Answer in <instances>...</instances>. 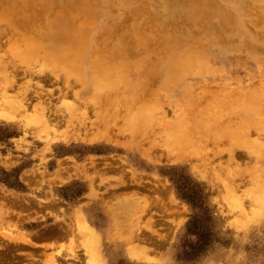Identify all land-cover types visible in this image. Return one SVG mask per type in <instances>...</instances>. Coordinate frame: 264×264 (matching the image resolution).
I'll use <instances>...</instances> for the list:
<instances>
[{
  "label": "rangeland",
  "instance_id": "rangeland-1",
  "mask_svg": "<svg viewBox=\"0 0 264 264\" xmlns=\"http://www.w3.org/2000/svg\"><path fill=\"white\" fill-rule=\"evenodd\" d=\"M0 6V260L264 264V0Z\"/></svg>",
  "mask_w": 264,
  "mask_h": 264
},
{
  "label": "bare ground",
  "instance_id": "bare-ground-1",
  "mask_svg": "<svg viewBox=\"0 0 264 264\" xmlns=\"http://www.w3.org/2000/svg\"><path fill=\"white\" fill-rule=\"evenodd\" d=\"M1 7V6H0ZM1 11H2V9H0ZM0 11V12H1ZM6 12V11H5ZM18 12H20V11H18ZM32 13V12H31ZM8 14V13H7ZM7 16V15H6ZM13 16V15H12ZM29 17H31V16H29ZM9 18V17H8ZM35 18H37V17H35ZM25 19V18H24ZM7 22V21H6ZM12 19L9 21V25H13L12 23ZM21 23H23V22H21ZM30 23V22H29ZM34 23V22H33ZM37 23V22H36ZM41 23V22H40ZM8 24V23H7ZM33 25H35V23L33 24ZM32 25V26H33ZM31 26V27H32ZM36 26V25H35ZM41 28V27H40ZM28 30V29H27ZM34 32V31H33ZM13 33V32H12ZM33 35V34H32ZM28 38V39H27ZM26 39H27V41L28 40H32V41H36L37 42V44H38V40L39 39H37V38H34V37H27ZM51 38V37H50ZM49 38V39H50ZM20 41V40H19ZM52 41V40H51ZM43 42V41H42ZM30 43V42H29ZM33 43H35V42H33ZM46 43V42H45ZM45 43H44V45H45ZM47 44H49L48 42L46 43V45ZM53 44V43H52ZM57 44V43H56ZM57 45H59V44H57ZM55 44H53V50L55 49V48H58V46H56ZM50 47H52V46H50ZM29 49V48H28ZM27 49V50H28ZM26 50V51H27ZM30 51H32V50H30ZM39 51V50H38ZM38 51L36 52V54L38 53ZM59 51V50H58ZM32 52H34V50L32 51ZM41 52V51H40ZM54 52V54H55V51H53ZM65 53H56L57 55H60V56H57L56 54L54 55V57H59L60 59H62L65 63H66V66L67 67H71V66H73L74 64H75V59L73 58L74 56H72L70 53H69V51H64ZM35 53V52H34ZM42 53V52H41ZM30 56L32 55L31 53L29 54ZM42 55V54H41ZM75 56H77V54H74ZM43 56V55H42ZM32 57V56H31ZM49 57V56H48ZM51 57V56H50ZM24 58V57H23ZM71 58H73V62H72V64H70L71 63ZM25 59V58H24ZM37 62V61H36ZM43 62V61H42ZM63 62V64H65ZM48 62H46V64H47ZM51 64V65H50ZM50 66H53V64L50 62ZM48 65V66H49ZM49 66V67H50ZM72 68H74V66L72 67ZM71 72V70L69 71V73ZM72 73V72H71ZM9 78V77H8ZM6 79V78H5ZM109 83V82H108ZM97 85H99L98 83H96ZM111 85V84H110ZM110 85L108 86V87H110ZM5 87V86H4ZM10 87H11V84H10ZM6 88V87H5ZM6 95V94H5ZM28 104V103H27ZM12 105V104H11ZM26 107V106H25ZM31 108V107H30ZM36 108V107H35ZM38 110V109H37ZM260 149L259 148H257V147H255V150H253V154H257V157H261V159H262V155H258L260 152ZM264 156V155H263ZM263 195V194H262ZM261 197V196H260ZM264 197V196H263ZM260 199V198H259ZM116 207V206H115ZM120 207V206H119ZM79 225V224H78ZM126 225V224H125ZM15 233V232H14ZM25 234V233H24ZM59 234L60 235H63V234H61V232H59ZM86 234H88V233H86ZM8 235V234H7ZM21 235V234H20ZM38 235V234H37ZM6 236V235H5ZM4 236V237H5ZM26 236H28V235H26ZM26 236H23V234L21 235V236H19V235H13V237H12V239L11 238H9V239H11L10 240V243L12 244V243H14V244H21V245H25V246H33V245H31V243L26 239L27 237ZM31 236H33V235H31ZM35 236V235H34ZM41 236V234H39L38 236H37V238H39ZM36 237V236H35ZM7 238H8V236H7ZM53 238V237H52ZM57 238V237H56ZM90 238H92V240L95 242L96 240H97V234H96V232H94V234H93V237H90ZM91 240V241H92ZM91 241H90V243H91ZM92 241V242H93ZM8 242V241H7ZM13 245V244H12ZM96 246V245H95ZM94 246V247H95ZM18 247V246H17ZM93 247V248H94ZM4 248V247H3ZM46 248V247H45ZM3 250V249H2ZM42 250V249H41ZM44 250V249H43ZM46 250V249H45ZM137 250V249H136ZM19 253V252H18ZM24 254V253H23ZM55 254H57V253H55ZM17 255H19V254H17ZM35 255V254H34ZM29 256H32V255H29ZM49 256V257H48ZM12 257V256H11ZM26 257V256H25ZM44 258H45V255L43 256ZM47 260L46 261H44L45 262V264H61V263H59V261H58V258H60V256L59 255H47ZM11 259V258H10ZM25 260H27L28 259V257H27V259L26 258H24ZM23 259V260H24ZM31 259V258H30ZM86 259V258H85ZM40 260V259H39ZM45 260V259H44ZM13 261V260H12ZM35 261V260H34ZM34 261H29L30 263L29 264H31L32 262H34ZM6 262V261H5ZM11 262V261H10ZM38 262V261H37ZM25 263V262H24ZM26 264V263H25ZM65 264V263H64Z\"/></svg>",
  "mask_w": 264,
  "mask_h": 264
},
{
  "label": "crops",
  "instance_id": "crops-1",
  "mask_svg": "<svg viewBox=\"0 0 264 264\" xmlns=\"http://www.w3.org/2000/svg\"><path fill=\"white\" fill-rule=\"evenodd\" d=\"M57 215H58V217H60V216H62V213H58ZM59 232L60 231L56 229L54 232L43 233L39 238H36L35 242L37 244L36 245L37 250L41 251V249L43 250L47 245H53L56 247L60 244L67 245L68 244L67 235L63 232H61V234H63V235H60ZM18 260H19L18 258H16V259H1L0 264H23V263H18Z\"/></svg>",
  "mask_w": 264,
  "mask_h": 264
},
{
  "label": "trees",
  "instance_id": "trees-1",
  "mask_svg": "<svg viewBox=\"0 0 264 264\" xmlns=\"http://www.w3.org/2000/svg\"><path fill=\"white\" fill-rule=\"evenodd\" d=\"M200 197H198L197 199L196 198H191V199H188V203L192 206V207H197V208H200V205H201V200L199 199ZM194 224V221L193 223L191 222V225ZM205 246L204 242L202 239L199 240V245L197 247V249L200 251L201 249H203V247Z\"/></svg>",
  "mask_w": 264,
  "mask_h": 264
}]
</instances>
